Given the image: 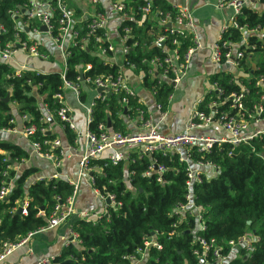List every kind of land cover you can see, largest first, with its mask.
Listing matches in <instances>:
<instances>
[{
  "label": "trees",
  "instance_id": "16d2710c",
  "mask_svg": "<svg viewBox=\"0 0 264 264\" xmlns=\"http://www.w3.org/2000/svg\"><path fill=\"white\" fill-rule=\"evenodd\" d=\"M28 0H0V24L6 28V33L0 35L3 45L7 41L19 39L28 44L37 39L31 38L28 31L39 27L37 20H27L25 16H12L10 11L21 12L22 6ZM72 3L73 0H66ZM264 5V0H260ZM145 0H128V11L133 9L136 22L125 21L124 25L133 27V39L127 41L130 47L129 61L136 66V70L144 72V85L153 90L156 100L164 109L169 107V95L174 87L168 83L158 84L157 80L148 75V62L157 57L163 59L165 54L156 46L155 40L165 34V28L160 27L155 17L156 10L163 13L174 11L168 0H153L151 12L143 16L139 7L145 5ZM77 16H82L81 9L74 8ZM98 11H101L98 8ZM159 16V14H158ZM57 17V15H56ZM91 18L78 17L75 26L79 30L80 38L86 36L87 42L70 47L71 56L67 59L68 70L65 79L76 81L84 72L87 65L91 68L84 72L87 77H96L101 74L117 73L119 67L104 60L100 50L108 47V42L96 41L103 31L97 29L88 36ZM240 26L247 25L250 29L264 27V8L243 6L238 16ZM19 24H22L20 26ZM27 28V29H26ZM28 30V31H27ZM122 34V33H121ZM175 36L169 37L170 39ZM241 38V32L231 27L225 39L236 43ZM181 45L170 44L184 53L191 45L190 37H180ZM250 44L254 48L244 47L245 56L238 67V74L233 72H219L210 77V82L217 83L224 91L222 98L233 93H241L244 88L248 92L244 95V105L248 110L258 104L264 89L257 85L262 79L264 85V33L261 36L250 35ZM135 43V44H134ZM134 44V45H132ZM250 45V46H251ZM41 51L43 48L39 45ZM106 53H111L107 51ZM13 68L0 62V126L13 127L9 120L16 115L27 114L30 118L28 125H36L38 131L32 135L33 141L52 140L57 133H41L40 128L49 123L41 122V110L38 108L39 98L52 110L54 120L60 122L56 112L61 103L55 95L64 93V80L60 72L41 73L32 70L24 71L21 77L13 74ZM35 89V90H34ZM9 95L8 102L4 101ZM125 94L108 93L106 99H96L93 112V121L89 128L98 130L102 123L111 121V128L123 133L127 127L121 115L124 113L123 99ZM201 108L216 99V93L210 91L205 97ZM132 109L141 107L137 99L127 98ZM17 105L16 107L12 105ZM230 102L221 109H229ZM16 108V109H15ZM15 110V111H14ZM131 116L135 111L130 110ZM61 124V122H60ZM67 139L73 143L76 133L69 127L64 128ZM0 148L6 151L9 157L7 163H0V178L8 170L13 178V185L7 199H0V243H17L22 238L40 227L48 226V217L57 203L65 202L74 192V185L64 179L51 181H35L26 189L27 180L37 172L34 167L26 168L21 174L15 169H7L11 160L21 162L29 157L27 151L12 142H0ZM231 153V154H230ZM0 154V160L7 157ZM135 161L128 164L104 166V160L93 161L100 168L95 172L94 186L104 195H114L120 202L118 208L108 207V214L103 215L96 222L85 219L73 220L75 230L79 234L80 243L65 245L55 262L61 264L71 260L68 264H131L126 256L136 254L143 247L144 235L152 229L168 232L173 229L172 224L177 220L175 208L178 203L185 201L186 164L179 162L177 155L164 156L157 153L154 157L167 168L163 182H158L156 176L147 177L145 171L150 166L149 155L140 157L133 154ZM194 160L211 162L218 166L214 175H204L202 182L195 183L192 194L197 204L204 207V230L197 231L195 222L190 220L189 225L179 224L181 234L160 239L162 250L152 249L150 264H198V258L193 254L201 246L194 239V232H198L205 239L214 238L217 243L225 244L235 241L240 236L255 232L259 239L254 242V251L251 258H238L231 264H264V134L251 140L249 144L232 147L226 143H215L210 152L201 154L193 150ZM209 173V172H208ZM210 174V173H209ZM129 175V180L126 176ZM4 178V177H3ZM1 187V182H0ZM29 197L28 215L14 211L17 204ZM66 227L67 225L64 224ZM251 233V232H250ZM36 236V235H35ZM34 236V237H35ZM156 259H159L157 262Z\"/></svg>",
  "mask_w": 264,
  "mask_h": 264
},
{
  "label": "built area",
  "instance_id": "2783aa9c",
  "mask_svg": "<svg viewBox=\"0 0 264 264\" xmlns=\"http://www.w3.org/2000/svg\"><path fill=\"white\" fill-rule=\"evenodd\" d=\"M145 1L146 4L139 7V11L142 12L143 16L149 14L153 7V0ZM168 1L171 3L174 11L163 13L160 10H156L154 14L155 17H157L159 26L164 27L166 31L165 34L159 35L156 38L154 44L161 49L165 57L162 60L155 57L148 62L150 65L148 75L152 79L157 80L159 85L168 83L176 87L187 76L194 53L203 48L204 44L196 31L194 12L187 4L189 0ZM89 2L91 7L94 8V11L90 17L91 21L88 26V36L93 34L97 29H100L103 33L102 36H97L95 38L96 41L108 42V47L101 49L100 54L102 56L112 54L110 63L112 65H117L116 59L113 56L115 48L112 44L109 30L110 22L113 18H117L119 20L118 30L120 34L121 52L124 56V66L133 71L136 70V66L129 61L130 47L127 45V41L134 38L132 34L133 27L124 25L125 21H137L133 9L130 11L127 10L128 0H108V4H106V0H89ZM259 2L260 0H219L216 3V6L220 9L227 6L233 8L232 16L228 22L221 27L218 38L211 49L210 58L216 65L222 66L223 64H231L238 69L246 52V49L241 48V46L255 47V45L250 44L249 36L263 35L264 27L250 29L247 25L240 26L238 16L242 13L243 6L257 7L256 5H258ZM98 8H100L101 11H98ZM10 13L12 16H25L27 20H37L40 23L39 27H34L33 30H27L31 38L36 39L35 37H37V35L43 33L51 38L56 50L63 57L65 63V69L61 72L64 80V89L72 90L78 100L83 84L93 87L96 91L94 99L91 100L85 108L88 128L84 133L86 146L79 160V176H87L89 178L95 195L104 202L105 209L103 213L94 218L89 211L77 208L76 197L78 183H73V194L69 196L65 202L60 201L56 204L53 212L48 217V226L40 227L28 233L27 236L17 243H0V262L4 261L15 249L21 246H27L29 252H31L32 247L30 246V242L35 235L64 224L67 225L69 236L65 245H70L72 243L79 244V234L74 228L72 223L73 220L85 219L96 222L103 215L108 214L109 206L118 208L121 205L120 202L115 200L114 195H104L94 186V173H101V171L93 161L104 160V166L120 163L128 164L135 161L133 156L134 153H137L140 157L143 155L150 156V166L145 171L144 175L147 177L155 175L158 182H163L167 168L160 164L154 155L157 153H161L164 156L177 155L179 162L186 164L187 193L185 195V201L183 203H178L175 208L177 220L172 224L173 229L168 232L152 229L149 234L144 235L143 247L138 249L136 254L126 256L131 264H150V252L152 249H163V244L160 239L164 237V235L167 234L170 238L181 234L179 224L184 223L187 226L190 220L193 219L197 231L204 230V207L195 202L192 194V187L195 183L202 182L204 175L211 176L206 171V168H212L213 171L216 172L219 167L211 162L194 160L193 150L205 154L211 151L215 143H226L232 147H237L239 145L249 144L251 140L261 137L264 134V95L260 98L261 102L256 104L252 110H248L243 103L244 95L248 92L247 88H244L241 93H233L222 98L224 94L223 89L217 83H213L211 91L216 93L217 98L207 102L204 109L201 108V105L204 103L205 98L198 99L197 107L190 114L184 130L177 133H164L159 129L158 123L155 121L154 115L146 105V102L130 86L128 79L120 68L117 73L87 77L84 75V72L91 68L90 65H87L84 69L85 71L82 72L83 79L81 76L77 77L76 81L65 79L68 70L67 59L71 56L69 48L77 46L79 43H82L81 46L84 47L87 42L86 36L79 39L80 33L75 26L76 22H78L75 10L66 0H28L22 6L21 12L15 10L10 11ZM19 25L22 26V24ZM42 26L46 27L45 31L42 30ZM231 27L241 32V38L236 43H231L229 40L225 39L226 32ZM4 33H6V28L0 24V35ZM172 35L176 38L169 40V37ZM180 37H190L191 45H189L184 53H180L177 47H170L171 43L179 47L181 45V40H179ZM161 43H163L162 46H160ZM39 45L37 40L32 44L22 42L19 39L7 41L3 45L0 42V62L10 65V62L19 49L39 59L47 60L49 55L41 51ZM107 51L111 53H106ZM26 69L27 68L22 65L20 69H13V74L17 77H21ZM142 76H145L144 72H142ZM261 81L263 80L260 79L257 85L264 89V85ZM99 88H102L103 91H99ZM151 91L155 96L154 91ZM111 92L125 94V98L123 99L124 111L129 118L135 117L138 121L139 129L137 131H127L123 133L112 129L106 123L100 124L96 131L89 128V124L93 121L96 99L104 100L107 94ZM129 97L136 98L137 103L141 104V107L132 109L127 99ZM55 98L61 103V107L56 112V115L62 127L65 128L67 126L75 132L77 127L72 117V109L69 105L64 103V93L55 95ZM168 99L169 101L173 99L172 93L169 95ZM228 102H230L229 109L226 108L222 110L221 108ZM12 106L15 107L17 105L13 104ZM154 106L155 109L161 113L163 118L167 115V109H164L161 103L156 101ZM38 108L42 112L40 121L49 123L47 127L40 128L39 131L41 133H53V112L41 97L38 101ZM130 110L135 111L134 117L130 115ZM20 118L23 121L20 128L16 125V119L12 118L9 120V123L14 124V126H0V133H21L32 140L31 137L38 131V128L34 124H27V120L30 118L29 115L23 114ZM213 124H217L226 135H205L198 132L210 129ZM68 149H70V146ZM71 150L73 151L75 148L71 146ZM31 152L52 160L57 169L49 178L39 176L35 181L62 179L59 169L62 167L63 156L71 157V155L66 154V148L63 147V141L60 137L57 136L52 140L45 139L42 142L32 140ZM0 154L6 155V151L0 148ZM8 161L9 157L7 156L4 157L2 161L0 160V163H7ZM13 167V163L7 164V169L10 170L13 169ZM2 176L4 178H0V199H5L8 197L12 188L13 178L8 173V170H5ZM126 178L129 180V175H127ZM107 200H109V202ZM20 209V214L24 216L28 215L29 197H25V199L20 201L14 208V211L18 212ZM250 232L240 236L235 241H228L225 244L217 243L214 238L207 240L198 232H194V239L199 243L201 249H196L193 254L198 258V264H231L238 258H242L243 260L251 258L254 251L253 244L259 237L255 232ZM156 260L157 262L159 261V259ZM35 264L58 263L55 262V257L46 256L38 259Z\"/></svg>",
  "mask_w": 264,
  "mask_h": 264
},
{
  "label": "crops",
  "instance_id": "0c3cea01",
  "mask_svg": "<svg viewBox=\"0 0 264 264\" xmlns=\"http://www.w3.org/2000/svg\"><path fill=\"white\" fill-rule=\"evenodd\" d=\"M83 0H73L69 3L72 8H79L82 11L81 18H89L93 14L94 8L91 7L88 0L87 5L82 4ZM219 0H189L187 4L192 8L196 21V31L200 36L204 47L196 51L192 57L187 76L179 83L172 92L173 99L167 109V115L163 118L161 113L155 109L156 97L152 91L147 88L143 83L142 72L131 70L124 66V56L121 52L120 34L118 30L119 20L113 18L110 22V36L112 44L115 48L113 56L116 59L117 66L122 70L125 77L128 79L130 86L138 93V95L146 102L150 111L154 115L155 121L158 123L159 129L164 133H177L185 128V124L192 113L197 107L198 99L204 98L211 90L212 83L210 77L215 73L233 72L238 74L239 71L231 64H223L222 66L216 65L210 58L211 49L216 42L220 29L225 25L233 14L232 7L218 8L216 3ZM108 4V0H106ZM258 8L263 9L264 5L258 3ZM78 19V17L76 16ZM39 44L42 46L43 51L49 55L47 60L39 59L19 49L10 66L13 69H20L24 65L27 70H32L41 73L63 72L65 63L63 57L56 50L55 45L51 38L43 33L35 37ZM104 60L111 62L112 54L103 55ZM60 61L59 66L55 69L54 61ZM46 62V69L41 70V65ZM51 67L52 69H49ZM96 91L93 87L83 84L79 100L75 93L70 89L64 90V103L69 105L72 109V117L77 127L76 138L73 143L67 139V134L62 127V124L53 121V133H57L63 141V147L66 148V154L71 157L63 156L62 167L59 169L62 179L69 181L70 184L78 183V192L76 197V206L79 209L87 210L91 213L92 217L96 218L105 209V204L102 200L95 195L93 186L87 176H79V160L85 151L86 141L84 133L88 128L86 105L94 99ZM81 101V103H80ZM41 104V103H40ZM39 104V106H40ZM16 107V106H15ZM41 108V106H40ZM16 109V108H15ZM15 111V110H14ZM127 127V131H137L139 123L136 118H129L125 111L121 115ZM16 125L18 128L22 126L23 121L19 115H16ZM205 135L225 136L226 133L213 124L210 129L198 131ZM7 141L19 145L22 149L28 152L29 157L21 162L12 160L13 169L21 174L26 168L34 167L37 172L32 175L26 182L25 187L28 189L31 183L38 179L39 176L49 178L56 172L54 162L45 157H41L32 153V140L21 133H0V142ZM70 146V149L68 147ZM71 146L75 150H71ZM210 175L215 172L212 168H206ZM68 228L61 225L52 229H48L42 233H38L31 239L30 246L32 251L29 252L27 246H21L10 254L0 264H35L38 259L46 256L56 257L60 255L66 240L68 239Z\"/></svg>",
  "mask_w": 264,
  "mask_h": 264
},
{
  "label": "water",
  "instance_id": "95a60500",
  "mask_svg": "<svg viewBox=\"0 0 264 264\" xmlns=\"http://www.w3.org/2000/svg\"><path fill=\"white\" fill-rule=\"evenodd\" d=\"M26 29H27V28H26ZM42 30L45 31V30H46V27H45V26H42ZM162 45H163V43L160 44V46H162ZM81 77H82V79H83V73H82V71H81ZM98 90H99V91H103L102 88H99ZM9 99H10V96L7 95V96L5 97V99H4V101L8 102ZM108 126L111 127V121H110V120L108 121ZM5 199H7V198H5ZM107 201L109 202V200H107ZM18 213H19V214L21 213V209L18 211ZM70 262H71V260H66V261L62 262L61 264H68V263H70Z\"/></svg>",
  "mask_w": 264,
  "mask_h": 264
},
{
  "label": "rangeland",
  "instance_id": "374dc122",
  "mask_svg": "<svg viewBox=\"0 0 264 264\" xmlns=\"http://www.w3.org/2000/svg\"><path fill=\"white\" fill-rule=\"evenodd\" d=\"M82 4L83 5H87L88 4V0H83L82 1ZM77 16V15H76ZM77 17H80V16H77ZM110 30V29H109ZM41 62V61H40ZM55 63H54V67H55V69L57 68V67H60L59 66V64H60V61H58V60H55L54 61ZM41 63H43L42 65H41V70H45L47 67H46V62H41ZM49 69H52L51 67H49Z\"/></svg>",
  "mask_w": 264,
  "mask_h": 264
}]
</instances>
